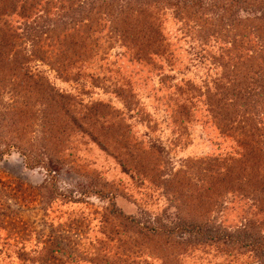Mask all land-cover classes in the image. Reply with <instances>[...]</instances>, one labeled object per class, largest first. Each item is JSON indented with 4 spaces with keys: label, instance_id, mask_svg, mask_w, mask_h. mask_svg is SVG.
Masks as SVG:
<instances>
[{
    "label": "rangeland",
    "instance_id": "obj_1",
    "mask_svg": "<svg viewBox=\"0 0 264 264\" xmlns=\"http://www.w3.org/2000/svg\"><path fill=\"white\" fill-rule=\"evenodd\" d=\"M162 17L174 49L172 59L179 62L163 72L174 82L180 76L196 80L205 66L193 57L195 43L181 36L179 22L169 12ZM32 42H16L18 49L24 48L27 70L32 79L47 81L70 100L69 121L74 123L64 120L45 135L36 121L19 119L11 100L20 90L18 84L13 91V84L3 82L11 59L2 57L0 149L6 142H18L34 161L43 141L51 163L44 159L43 167H27L21 148L13 146L0 159V264H264V252L247 246L261 245L264 251V225L258 223L264 220L261 214L254 218L241 214L250 201L256 205L252 196L251 200L231 193L218 197L223 183L213 184L206 167L212 163L210 155L234 145L232 139L216 136L198 119L179 120L176 96L168 98L163 91L168 81L161 85L150 76L142 85L143 77L136 75L139 81L131 88L140 107L131 111L97 64L94 73L103 80L91 76L93 66L87 61L79 70V64L73 63L75 68L54 71L43 61L50 54H43L41 44ZM121 50L112 47L107 58L113 60ZM122 61L128 67L126 57ZM32 110L40 109L35 104ZM21 113L26 116L25 110ZM122 128L129 142L126 138L115 142ZM97 132H103L104 139ZM206 183L211 187L206 188ZM92 189L107 191L108 196L89 193ZM214 190L218 192L208 193ZM110 196L121 215L110 212ZM190 220L232 231L236 239L202 240L177 225L186 226ZM241 223L247 225L244 230Z\"/></svg>",
    "mask_w": 264,
    "mask_h": 264
},
{
    "label": "trees",
    "instance_id": "obj_2",
    "mask_svg": "<svg viewBox=\"0 0 264 264\" xmlns=\"http://www.w3.org/2000/svg\"><path fill=\"white\" fill-rule=\"evenodd\" d=\"M167 12L179 22L177 29L181 36L195 43L191 46L193 57L205 66L204 73L196 80L180 76L174 82L172 75L163 72L165 67L179 63L172 59L174 49L163 29L162 16ZM21 39L41 44L43 54H50L43 61L57 72L75 68L71 66L73 63L79 64L76 67L79 70L87 61L93 66L91 76L102 79L94 73L97 64L96 69L110 79L113 91L125 99L131 111L138 112L140 107L135 104L131 88L132 83L139 81V74L143 77L142 85L150 76H156L161 85L168 81L163 91L168 98L176 96L174 110L179 120L183 116L198 119L216 136L229 137L234 144L227 145L228 149L217 152L216 156H209L212 165L206 167L213 175V184L217 186L221 181L223 189L208 193L218 192V197L231 193L233 197L250 200L252 196L256 205L250 201L241 214L253 218L261 214L264 220V0H0V67L3 56L11 59L3 82L13 84V91L18 84L20 90L18 98L11 100V107L16 109L19 119L30 124L36 121L39 131L44 129L48 135L64 120L74 123L69 121L71 102L54 91L47 81L32 79L23 58L24 48L18 49L20 44H16ZM3 43L11 48L7 49ZM112 47L122 50L109 60ZM29 54L35 56L34 52ZM124 57L128 67L124 66ZM175 69L178 72V67ZM35 104L40 110H32ZM97 116L102 119V113L98 112ZM119 126L114 128L120 131ZM128 136L123 129L115 142L123 143L125 138L129 142ZM15 143L4 144L0 159L10 146L21 148ZM131 144L140 150L135 141ZM40 147L34 161L29 160L25 148L20 149L25 166L43 167L44 159L51 163L43 141ZM210 187L206 183V188ZM88 192L108 196L107 191L100 189ZM108 199L110 212L121 215L114 208L112 196ZM258 223L264 225L262 221ZM177 225L202 240L236 239L232 231L214 230L205 220ZM246 226L240 224L242 230ZM247 246H257L261 254L264 252L261 245Z\"/></svg>",
    "mask_w": 264,
    "mask_h": 264
}]
</instances>
